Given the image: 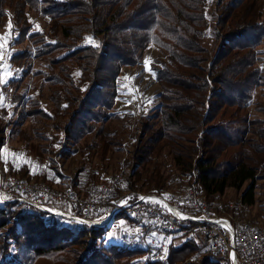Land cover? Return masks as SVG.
Instances as JSON below:
<instances>
[{"label": "trees", "instance_id": "16d2710c", "mask_svg": "<svg viewBox=\"0 0 264 264\" xmlns=\"http://www.w3.org/2000/svg\"><path fill=\"white\" fill-rule=\"evenodd\" d=\"M209 1L212 47L202 41L211 23ZM30 11L48 18L47 29H32ZM9 24L15 34L11 39L26 43L13 55L14 62L23 63L22 72L30 73L33 57L46 61L48 69L36 73L55 88L49 110L38 97L27 100L26 113L53 121L57 131L47 153L66 157L72 152L66 143L73 145L82 163L94 166L82 167L83 175L98 183L103 180L96 172L98 165L107 170L110 155L127 141L130 154L122 165L131 173L124 186L116 187L109 204L126 191L163 197L172 170L207 200L225 204L230 202L228 189L241 190L248 182L236 200L255 204L264 163V120L252 118L250 107L256 90L264 93V68L258 64L264 44V0H0V25ZM87 37L96 43H88ZM150 45L166 54L156 75L160 107L135 120L125 115L118 129L111 113L118 78L124 67L143 60ZM20 99L21 95L14 97L16 105ZM258 104L256 109L264 112V104ZM6 115L5 106H0L1 146ZM13 130L27 152L44 162L20 123ZM7 163L13 173L30 176L27 164L16 168L11 160ZM39 176L59 187L46 173ZM78 184L73 178L67 186L77 190ZM75 216L92 219L82 209ZM121 219L141 226L124 212L114 216L115 223ZM113 228L27 202H8L0 205V264H231L226 256L208 250L202 236H189L190 231L174 236L167 255L156 259L145 235L137 245L123 244L108 238ZM194 254L198 262L190 260Z\"/></svg>", "mask_w": 264, "mask_h": 264}, {"label": "rangeland", "instance_id": "374dc122", "mask_svg": "<svg viewBox=\"0 0 264 264\" xmlns=\"http://www.w3.org/2000/svg\"><path fill=\"white\" fill-rule=\"evenodd\" d=\"M207 11L211 23L209 28L203 34L202 41L206 46L212 47L215 38L212 1L208 2ZM29 18L33 30L42 31L47 29L48 18L46 16L30 11ZM12 36H15V34L11 32L9 26L3 27L0 25V106H5L7 110V124L5 125L4 131L5 143L3 146L0 145V162L8 168H10V165L7 163L8 160H11L16 168H19L22 164H27L31 170L29 173L30 176L22 177L49 184L48 180L39 176V173H46L47 178L52 179L54 181L53 184L59 187H68L67 185L71 179L77 178L79 184L76 189L79 191L84 190L87 188V182H91L92 180L83 175L84 173L81 171V168L84 167V169H88L94 166L84 165L82 163V156L79 149H74L73 145L67 143L66 148L69 151H72L68 156L55 157L53 154L47 153L45 151L46 148L52 146L51 139L57 136V131L53 129L51 125L53 121L33 117L26 113L28 108L27 100L29 97L40 98L42 106L46 110H49L52 106L50 96L55 88L48 85L47 82H45L42 77L36 73L38 70H47V62L33 57L31 72H22L23 63L14 62L12 57L15 53L22 50L26 43L17 44L15 40L13 41L11 39ZM86 41L88 43H96L90 37H87ZM259 51L262 59L258 62V64L264 68V44L259 47ZM165 59L166 54L161 49L155 45H150L145 51L144 58L141 62L135 66H126L123 68L121 75L118 78V96L116 105L111 111V113L115 116L113 122L118 129H121L124 126L123 119L125 115H129L135 120L147 114H154L159 109L161 87L157 81L156 75L157 68L162 65ZM11 80H13V82L9 83ZM255 94V99L250 107L251 117L261 118L264 120V112L256 109V107L259 106L258 103L264 104V93L261 92L259 88L256 90ZM18 95H21V99L19 104L16 105L18 100H14V97ZM256 102L258 103L255 104ZM19 123L23 132H26L30 143L36 145L41 151L44 162H40L35 157L36 155L28 153L24 147V142L22 141L21 136L14 134L16 130L13 129ZM93 135L94 133L89 135L90 140L94 137ZM128 150L129 145L126 141L122 149L115 150L110 155L111 157L109 159V167L107 170H104L101 165H98L96 168L98 176L103 180L112 176H119V178H122L119 184L124 186V184H126V178L131 173L129 168H124L122 165V162L130 154ZM162 161L165 165L166 174H168L170 172L168 169V160L164 156ZM94 163L98 164V159H95ZM16 175L21 176L20 174ZM171 175L172 178L169 181L170 188L164 191L162 198L178 208H184L182 205L183 189L190 184L186 181V178L179 176L175 170L171 171ZM248 184L249 183L247 182L241 190L234 188L228 189L226 198H229L230 202H227L226 205L237 201L238 199L236 200V198L241 195L242 190L246 188ZM256 184V202L253 206H251L249 216H246L245 218L248 223L257 224L264 230V163L261 166L260 175ZM131 192H135L136 194L145 193L126 191V195L122 199L113 205L108 204L105 207V211H107V213L112 212L113 209L116 208L128 194H131ZM59 208L62 207H58V209ZM120 212H124L128 217L133 219V221L138 222L141 226L130 224V222L125 219H121L115 223L114 216L119 212L115 213L113 215V221H110L107 224H94L98 221H93V217L91 215L89 217L92 219H85L84 222L98 226L114 227L111 231H109L108 238L115 239L123 244H127V242H129L131 245H137L140 238L145 235L147 239L146 244H151L155 250V254L158 251V247L154 243V239L162 238L163 233L155 230L149 231L144 227V225H146L145 220L139 221L132 218L125 211ZM180 235L182 234L167 233L168 244L172 241L174 236L178 237ZM188 235L196 238V240L202 239L201 236L198 237L199 235L196 234L189 233ZM167 253L168 248L167 252L160 254L159 256H166ZM158 257L154 256L156 259ZM190 260L197 261L198 256L194 254ZM130 264L136 263L132 262Z\"/></svg>", "mask_w": 264, "mask_h": 264}, {"label": "built area", "instance_id": "2783aa9c", "mask_svg": "<svg viewBox=\"0 0 264 264\" xmlns=\"http://www.w3.org/2000/svg\"><path fill=\"white\" fill-rule=\"evenodd\" d=\"M121 180L119 176H112L98 183L91 181L86 191L81 192L24 178L0 162V205L22 201L53 214L85 221L75 216L82 209L85 215H91L93 221L101 224L112 222L115 213L125 211L136 220H145L147 230L163 233L162 238L154 239L158 247L155 257L167 252V233L190 231L202 236L208 250L226 256L231 264H264V230L246 221L251 205L241 198L228 205L223 201H209L194 186L188 185L182 194L184 208L171 204L172 209L170 203L157 195L131 192L107 213L105 207Z\"/></svg>", "mask_w": 264, "mask_h": 264}, {"label": "snow or ice", "instance_id": "6c2138e0", "mask_svg": "<svg viewBox=\"0 0 264 264\" xmlns=\"http://www.w3.org/2000/svg\"><path fill=\"white\" fill-rule=\"evenodd\" d=\"M9 28H11V24H9ZM146 63H147V61H146ZM150 70V69H149ZM216 223H219V224H225L226 222H224V221H217Z\"/></svg>", "mask_w": 264, "mask_h": 264}, {"label": "water", "instance_id": "95a60500", "mask_svg": "<svg viewBox=\"0 0 264 264\" xmlns=\"http://www.w3.org/2000/svg\"><path fill=\"white\" fill-rule=\"evenodd\" d=\"M170 206H171L172 209L174 208L173 205L170 204ZM92 223H93V222H92ZM94 224H101V223H98V222H97V223H94Z\"/></svg>", "mask_w": 264, "mask_h": 264}]
</instances>
